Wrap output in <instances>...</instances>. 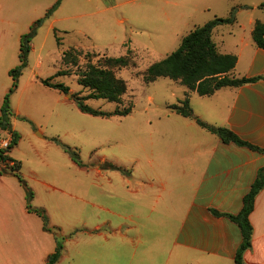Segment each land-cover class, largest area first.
<instances>
[{"label": "rangeland", "instance_id": "1", "mask_svg": "<svg viewBox=\"0 0 264 264\" xmlns=\"http://www.w3.org/2000/svg\"><path fill=\"white\" fill-rule=\"evenodd\" d=\"M59 1L0 0V110L14 85L10 71L20 65L22 38L32 34L28 64L11 95L13 128L21 139L9 150L22 165L27 187L18 177L8 178L12 185L20 183L24 200L0 197V264H46L59 244L64 248L56 264H186L169 260L175 235L156 221L145 226L148 209L143 214L140 201L151 197L147 205L155 209L153 197H190V186L179 183L162 191L158 160L172 148L169 161L187 164L190 120L171 107L189 98L199 117L209 99L167 78L147 85L144 74L197 27L228 18L234 9L237 23L218 27L213 40L222 52L238 50L240 41L253 40L249 20H264V0H61L57 5ZM71 48L83 53L81 68L88 63L87 53L94 63L130 53L134 66L116 70L128 85L122 104L86 101L112 116L83 113L73 96L90 91L75 75L56 76L66 69L62 57ZM47 79L68 86L70 93L45 86ZM132 103L130 115H114ZM202 135L194 136V147L204 142ZM6 140L12 136L0 137ZM64 146L78 154L80 164ZM28 205L43 211L46 220L35 213L27 218ZM46 239L51 252L42 253L46 259L40 256L33 263L23 256L34 242Z\"/></svg>", "mask_w": 264, "mask_h": 264}, {"label": "crops", "instance_id": "2", "mask_svg": "<svg viewBox=\"0 0 264 264\" xmlns=\"http://www.w3.org/2000/svg\"><path fill=\"white\" fill-rule=\"evenodd\" d=\"M257 21L264 23V20H249L251 36ZM222 44L225 45V42ZM237 47L238 50H219L222 54L237 56L233 76L263 79L238 88H223L212 96H204L209 101L204 102V112L199 118L208 125L228 128L240 138L264 149V49L258 48L249 39L240 41ZM189 120L187 164L179 166L172 159L169 161V156L173 155L172 148L167 149L158 162H161L159 186L162 191L179 183L190 186V197H153L155 209L148 208L147 199L151 197H141V212L146 215L148 209L143 224L146 226L150 221H156L168 233L175 235L169 260L180 259L186 264H236V255L243 241L241 229L227 217L214 216L211 210L234 216L240 214L244 198L250 192L259 170L264 168V154L233 143L226 144L200 127L196 120ZM3 135L9 137L8 133H2L0 137ZM195 135L205 136V139L194 147ZM9 157L13 159L10 154ZM2 164L0 162V197H21L24 200L20 183H9L8 178L16 176L8 165L4 167ZM2 170H6L5 173L2 174ZM24 212L29 219L36 216L26 208ZM140 216L144 218L142 214ZM250 221L254 234L252 247L244 254V263L264 264V189L256 198ZM34 244L35 247L23 255L33 259V263L37 257L43 256L42 253H51L47 239L45 243ZM48 256H43V260Z\"/></svg>", "mask_w": 264, "mask_h": 264}, {"label": "trees", "instance_id": "3", "mask_svg": "<svg viewBox=\"0 0 264 264\" xmlns=\"http://www.w3.org/2000/svg\"><path fill=\"white\" fill-rule=\"evenodd\" d=\"M61 0L57 3H59ZM260 9L264 10V3L260 5ZM38 22L37 24H39ZM236 23L235 9L228 18H215L214 20L206 23L204 26L197 27L182 40L180 47L165 59L152 64L144 74V82L150 85L161 78H167L175 82H179L182 86H185L192 92H196L200 96H212L217 91L234 87L238 88L247 84H253L263 77L255 78H236L233 73L236 69L238 58L233 54H222L217 44L213 40V34L216 28L220 26L233 25ZM30 35H26L22 38L21 50H20V65L10 71V76L14 79V85L12 89L4 98V102L1 109L0 117V134L8 133L12 136L11 145L8 150H0V162H14L11 172L19 178L24 187H27L23 179L20 176L21 163L15 162L9 157V150L17 146L21 136L12 127V118L14 112L11 106V95L18 87L19 77L22 75L23 69L28 64V54L30 52ZM253 40L256 46L260 49H264V23L257 21L252 33ZM83 53L78 49L71 48L64 52L62 57V65L66 67L65 70H60L57 73V77H65L75 75L78 77V82L85 89L90 91L89 95L80 97L73 96L78 108L86 114L93 116H112V113H104L102 111L91 108L86 104L87 100H106L112 103L122 104L124 96L127 94L128 85L125 80L119 78L116 74V70H122L134 66L135 62L130 56V53L124 57H108L103 56L98 59L96 63L91 60L92 53H87L88 63L85 68H81V57ZM97 56V55H96ZM43 84L49 88L56 89L61 93L68 95L70 88L64 84H56L51 79L43 80ZM133 103L129 107L118 110L114 115L120 117H126L133 112ZM177 114L194 119L200 127L206 131L219 137L226 144H235L239 147H246L255 152L264 154V149L247 142L240 138L232 130L225 127H215L208 125L202 119L194 115V111L191 107L189 98L182 101L178 105L171 107ZM54 142L60 143L58 139H53ZM66 152L72 155L73 161L80 164L78 160V154L74 152L70 147L64 146ZM8 170V167H7ZM5 173V171H1ZM264 189V168H261L258 172V176L253 183L250 192L244 198L243 209L240 214L234 216L229 214H222L216 210H211L212 214L216 217H227L236 223L242 232L243 241L236 255V264L244 263V254L252 247V239L254 229L250 221V216L255 209V202L257 196ZM32 193L28 189V197L32 200ZM28 211L35 213L36 215L43 217L46 220L45 213L40 210L33 209L30 205L27 207ZM45 229L47 224L45 223ZM64 246L59 244L56 252L52 254L47 264H56L62 254Z\"/></svg>", "mask_w": 264, "mask_h": 264}, {"label": "built area", "instance_id": "4", "mask_svg": "<svg viewBox=\"0 0 264 264\" xmlns=\"http://www.w3.org/2000/svg\"><path fill=\"white\" fill-rule=\"evenodd\" d=\"M12 141V140H11ZM11 141H9V140H6V141H4V142H2V147H1V150H8L9 149V147H10V145H11ZM12 165L11 166H13L14 165V163H11Z\"/></svg>", "mask_w": 264, "mask_h": 264}]
</instances>
